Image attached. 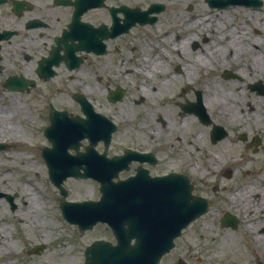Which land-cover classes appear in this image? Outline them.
Segmentation results:
<instances>
[{"label":"flooded vegetation","instance_id":"1","mask_svg":"<svg viewBox=\"0 0 264 264\" xmlns=\"http://www.w3.org/2000/svg\"><path fill=\"white\" fill-rule=\"evenodd\" d=\"M213 21H216V27L211 29ZM204 23L208 31L217 30L218 37L226 38L229 73L235 77L233 83L241 82L251 93L264 97L259 90H253L264 87V0H5L0 4V96L9 102L15 95L32 98L44 119L41 134H45L52 116L59 122H66L85 118L87 114H101L117 128L109 148L104 141L97 147L110 156L116 136L120 134L121 137L123 132L132 137L134 134L129 129L141 130L145 120L128 114L129 111L119 119L115 111L128 92L123 87V77H132L136 73L146 85L151 79V67L145 63L132 65L133 52H136L134 34L143 38L142 33L149 29L159 31L164 26L183 31L176 36L179 61L174 73L184 78L183 94L192 91V97L177 104L178 120L174 117V122L161 115L147 117L150 125L158 123L157 128L150 126L147 129L150 139H142V142L150 140L151 146L148 149L124 148L122 152H128L132 158L145 153L151 160L143 163L132 160L123 179L133 178L140 168L146 169L151 177L170 173L188 176L195 196L208 203L209 211L190 224L174 251L164 257L163 264L166 259L172 263L182 260L183 264H264V206L261 208L257 203L264 204V137H250L248 133L235 135L236 147L242 144L244 149L237 155L240 187L230 185L232 178H225L226 165L210 162L208 152H217L208 144L223 143L231 131L215 144L212 126H207L196 112L185 108L198 100L197 92L202 91V87L187 85L190 81L194 84V80H191L186 65L179 63L192 55L194 63L201 55L214 56L215 50L211 53L206 48L208 37L192 33ZM219 24L225 25L226 32L219 30ZM246 72L249 77L241 75ZM74 84L77 91L73 90ZM137 89L140 92L137 105L146 102L157 108L154 102L149 104L144 82ZM96 94L104 96L113 110H104L98 104ZM201 96L204 105L203 92ZM82 102L88 105L83 107ZM89 103L91 110L86 109ZM73 104L79 106L78 112L71 110ZM7 113L0 111V124L3 121L6 127L0 134L9 130L5 136L12 137V128L7 127L12 115ZM27 118V109H24L22 121ZM213 121L217 124L215 119ZM21 125L24 124L21 122ZM185 137L190 142H185ZM9 149L6 147L0 152ZM200 153L206 157L205 165L195 158ZM122 154L120 152L118 156ZM165 161L171 167L166 172L160 168ZM231 175H235L234 170ZM246 179L251 181L244 182ZM16 198L17 195L0 188V203L5 201L10 211L17 209ZM249 198L251 210H248ZM95 228L90 232L94 233ZM243 230L246 250L242 253L245 256L239 259L236 249L220 244L216 236L220 234L224 239L225 233L236 234ZM105 240L112 242L106 236H99L93 243ZM216 242L219 244L215 245ZM175 251L178 252L176 256Z\"/></svg>","mask_w":264,"mask_h":264},{"label":"rangeland","instance_id":"2","mask_svg":"<svg viewBox=\"0 0 264 264\" xmlns=\"http://www.w3.org/2000/svg\"><path fill=\"white\" fill-rule=\"evenodd\" d=\"M219 26L220 31H225L224 24H219ZM212 27H216V21H213L211 29ZM206 28L207 24L204 23L202 27L199 26L194 28L192 33L194 36L203 34L208 37L209 45L206 47L207 50L211 53L217 50L214 51L213 58H207L205 55H201V58H205V61L196 64L194 68V55L190 56L191 59L186 58L184 63L187 64L186 69L188 68V74L191 80H194L197 86H199V84L200 86H204L205 103L206 106L209 107L210 113L214 114L215 121L219 125L227 128L228 131H231V135L223 143H218L216 146L208 144L213 151L217 152V157L220 159L216 161L209 160L210 162H220L221 164H227L229 161L233 162L234 164L229 166V169L235 171V176L234 178L232 177L231 183H235L240 187L237 155L238 152L243 151L244 148L242 144L236 147L235 135L248 133L250 137L255 135L264 137V97L251 93L249 87L245 84H241V82L237 81L236 84H234L233 80L231 81L230 79L223 78L225 70H229V63L227 60H224L222 63L224 57H219L216 52L220 51L228 55L226 38L223 37L221 39L217 36L219 34L217 30H214L215 32L208 31ZM182 32L183 31L179 32L178 28L169 29L164 26L159 31L149 29V32L141 34L143 38L134 34L136 52H133L135 58L132 65L139 66L145 63L149 68L151 67V79L148 81L147 88L145 80L140 78L136 73H133L132 77H130V75L129 77H123L124 80L122 84L128 92L123 99L124 102L117 105L115 111L119 119H121L124 112L129 111L128 114L132 113L138 116V119L142 120L145 118V120H143L144 125L140 128L141 130L136 131L134 129H129V131H132L134 134L132 137H129L123 132L121 137L120 134L116 136L111 153H109L110 156L119 155L120 152L124 153L122 152L124 148L148 149L151 146V141L147 140L142 142V139H150L149 136L151 134L147 129L150 126L157 128L158 123L150 125L151 121L148 120L147 117L155 115V118H158L161 115L165 119L174 122V117L177 119V112L179 111L177 104L192 97V91L190 90V92L183 94V89L185 88L184 79L174 73L179 61V56L176 54L177 45L175 41L177 39L176 36L181 35ZM186 47L188 49L191 48L189 46ZM187 56L189 57V55ZM184 63L182 64L184 65ZM237 65L238 64H235V66ZM122 73H124V71H122ZM243 74L249 77L248 72L242 73L241 75ZM142 82L145 83V88L147 89L145 96H149V104L151 105L152 102H154L157 108L149 106L146 102L137 105V102L140 101V92L137 87H139ZM72 87L74 91H77L75 84ZM100 94H96L99 100L98 104H100L104 110L112 111L114 107ZM5 96L10 97L9 95ZM19 96H13L11 102L5 101L4 97L0 96V111L5 110L8 112L7 115L10 114L13 116L7 121V127L13 130H15V128L21 129L24 136L28 139V144L31 149H29L27 154H29L30 157L33 156L31 163L27 165V168L30 169L29 174H31L29 178L31 186H28L30 193H28L27 196H22L21 189L22 186L26 187L24 184L26 177L19 172V170H21L19 169V167H21V162L12 159L9 163L6 162L4 164V156L7 151L5 153L0 152V188L5 192H11L18 196L16 198L17 209L15 212L10 211L4 201L0 203V256L3 257V254L7 253L6 251H8L9 248H14L13 252L15 251L13 257L9 255V258L0 260V264H83L85 256L84 249L93 243L95 237L106 236L108 239H112L114 243H116V240L112 237V233L107 230L106 225L103 226L99 224L96 226L94 233L88 231V233L85 232L82 234L77 226L70 225L66 220L62 219V212L60 209L61 196L59 190L55 188L51 182L48 169L43 158L39 155V147H41L40 152L44 148L50 147L48 146V141L41 134V129L45 125L44 119L40 114V107L36 108L37 104L32 101V98L25 95ZM73 105H75V107H73ZM73 105L71 110L73 112H78L79 106L76 104ZM18 106H20V108ZM250 106L255 107V110L250 111ZM24 109H27L29 118L22 121ZM21 122L24 125L20 126ZM208 131L210 130L208 129ZM8 133L9 130L6 131L4 135ZM4 135L0 134V137ZM184 140L185 142H190V139L186 137ZM83 144L82 150H84L85 146H88L87 142H83ZM36 147H38V150L32 152V149ZM17 148L18 147H16V149ZM187 148L188 150L190 149L189 146H187ZM16 149L10 152L11 149L8 153L16 156V154L19 153H15ZM103 150L104 149H101L100 151ZM210 157L215 158L212 154H210ZM195 158H198V160L205 165L206 157L204 154L200 153V155L195 156ZM162 166L160 168L165 172L171 169L169 163L166 161ZM255 174L256 172L253 173V178H255ZM121 176L124 177L125 174L123 173ZM263 178L264 175L262 176V179ZM257 179L260 180L259 178ZM249 181L251 180L246 179L244 182ZM64 188L68 190L69 197L67 201L69 202H82L92 199L99 200L100 198V186L93 180L78 181L70 179L64 184ZM34 189L37 190V192H45L44 196H46L44 198V201L46 200L45 209H43L40 214L39 210L38 212H36V210H28V208H33L34 206V200L29 197V195L34 192ZM251 201L252 200L249 198L248 204H250V206L248 210H251L253 207L251 206ZM27 203H29L28 207L26 206ZM257 203L263 208L264 204H262L261 201H257ZM23 219L26 220L25 223L20 222V220ZM29 219L36 223L37 226L34 227V229ZM43 224H55L56 229H52L50 226L48 228L43 227ZM42 228L44 229L42 230ZM26 232H30V234L26 235L29 237V242L24 239ZM216 237L219 239L220 244L230 245L231 248H235L237 251V258L242 259L245 256L242 255L246 250L244 230L236 234L225 233V241L221 239L220 234H217ZM219 242H216L215 245H218ZM63 244L67 246V251L61 253V245ZM41 245L45 247L39 254L29 255L26 251V249L28 250L29 248ZM21 250L24 251L21 252ZM177 254L178 252L175 251L174 255L176 256ZM191 256L193 257V262H195V256H193V254ZM178 262L179 261L175 260V262L172 263L166 259L164 264H177Z\"/></svg>","mask_w":264,"mask_h":264},{"label":"water","instance_id":"3","mask_svg":"<svg viewBox=\"0 0 264 264\" xmlns=\"http://www.w3.org/2000/svg\"><path fill=\"white\" fill-rule=\"evenodd\" d=\"M83 125L80 126L83 127ZM219 130L220 129H217L216 132ZM57 131L60 132L61 129H58L54 126L53 131L50 134L55 149L46 150L43 153V157H45L46 161L49 162V167L51 168V178H53V181L57 185V187L61 188V184L63 183V180L67 178V176L78 175V173H80L81 167L79 168V166L77 165H79L82 160L81 157L71 158L64 156L66 146H74L77 150L79 149V147L75 146L77 144H74L73 140L68 139L71 138L70 134H65L62 132L57 136L54 134ZM83 136H86V134H84ZM58 138L60 140L57 141ZM87 156L89 155H86L84 157ZM87 171L90 174L94 173L93 169L89 167H87ZM98 174H100V171L98 172ZM110 183V181L106 180L105 182H103L102 187V192H104V196L109 198L112 197L109 194L110 190H112V186L109 185ZM163 183L164 186L161 185L158 191L159 193H161L166 192L169 189L166 197H162L161 202H156L154 207L147 200L143 201V206L139 208V211L141 213H144V216L146 218V221L144 220L145 227L150 230H147V232L143 234L144 237L147 238V240L143 239L141 242H139L137 247L135 246L133 248L128 247V240L132 239V235L128 238L126 243H122L120 241V244L114 250L119 251L118 257L114 261L108 260L105 264H146L148 262V259H155V264H158L162 255L172 249L173 240L178 237L179 233L181 232V229L186 227L189 222L200 216V214L205 211L202 208V203L198 202L192 197L190 193L191 186L189 185V183H187V185H184L183 183L182 187L180 188L182 195H179V197H174V194L172 193V188H174V183L172 182V179H163ZM61 190L62 194L65 195L64 189L61 188ZM64 204L65 203L63 202L62 208L66 212L65 214L67 216H69V213L71 215L75 213V211H69V208H71L72 205L69 206ZM98 205L100 207L99 209L96 207H85L82 210L83 214H79L78 219L80 221L79 223L81 224L82 230L85 228V224H92L91 221L93 220V218H91V215H93L94 212L97 216H99V219L107 222H112L109 216L114 212L120 215H125L134 212V209L132 208V206H130L129 200L122 198L120 200H116L114 198L113 205L106 204L104 202L99 203ZM127 221L128 220L125 219L118 221V223H120V227L124 229L126 224H128ZM89 227H91V225H89ZM162 235L163 237H161ZM118 239H120L119 236ZM96 251L92 254H95ZM141 251L146 253L144 257H142L141 255L137 256V252ZM98 252L99 255L95 257L94 262L93 260H91L92 264L104 263L105 254H103L101 251Z\"/></svg>","mask_w":264,"mask_h":264},{"label":"bare ground","instance_id":"4","mask_svg":"<svg viewBox=\"0 0 264 264\" xmlns=\"http://www.w3.org/2000/svg\"><path fill=\"white\" fill-rule=\"evenodd\" d=\"M216 51V50H215ZM218 55H219V57H224V59L222 60V63L224 62V60H227L228 61V55L227 54H223V53H221L220 51L219 52H216ZM216 53H215V55H216ZM203 61H205V58H198L197 60H196V62L193 64V68H194V66L196 65V64H199V63H201V62H203ZM220 63V62H219ZM11 101H12V99H11ZM10 101V102H11ZM263 104H264V101H263ZM14 107V106H13ZM16 107H17V105H16ZM19 108H20V106H18ZM253 110H255V107H251L250 106V111H253ZM189 120V119H188ZM187 120V121H188ZM4 124V122L2 121L1 122V124H0V127H2V128H0V131L1 132H4L5 131V129H6V127L3 125ZM11 133H12V140L14 141V139L15 138H17V137H20L21 138V142H20V146H16V147H18L17 149H16V151H15V153L16 152H19L18 154H16V156H13V155H11L10 153H6L5 154V156H4V159H5V162H4V164L7 162V163H9L12 159H16L17 161H19V162H21V167H19V169H21V170H19V172L21 173V174H23L26 178V181H25V185H26V187L25 186H22V192H21V195L22 196H27V194L28 193H30V191H29V189H28V186L30 187L31 186V181L29 180V178L31 177V174H29V171H30V169L29 168H27V165H29L30 163H31V160H32V157H30L29 156V154H27V152L29 151V149H30V147H29V144H28V140H27V138L24 136V134H23V131L22 130H20V129H16L15 128V130H13V129H11ZM7 136H5L4 135V138H6ZM3 138V139H4ZM0 140H2V138L0 139ZM13 146V145H12ZM13 148V150L12 151H14L15 150V146H13L12 147ZM11 151V152H12ZM44 188V187H43ZM34 192L31 194V195H29V197H30V199H32V200H34V202H33V204H34V206H33V208L31 207V208H28V210L30 211V210H36V212H38V210H39V214L43 211V209H45V202H46V200L44 201V198L46 197V196H44L45 195V192L43 193V192H37V190H33ZM44 196V197H43ZM26 206L28 207L29 206V203H27L26 204ZM25 219H23V222L25 223ZM29 221H30V223H31V225H32V227H33V229H34V227H36L37 225H36V223L32 220H30L29 219ZM20 222H22V220L20 221ZM50 226V228H52V229H56V226H55V224H52V225H46V224H43V227H46V228H48ZM32 229V230H33ZM44 228H42V230H43ZM27 234H30V232H26L25 233V236H24V239H25V241H27V242H29V237L28 236H26ZM42 239V238H41ZM36 241V240H35ZM41 241V240H40ZM13 249L14 248H9L8 249V251H6L8 254H10L11 256H13L14 254H13ZM67 251V246H65V244H63V245H61V253H63V252H66ZM4 256L3 257H6V255L7 254H3ZM11 264V263H10ZM33 264V263H32Z\"/></svg>","mask_w":264,"mask_h":264}]
</instances>
